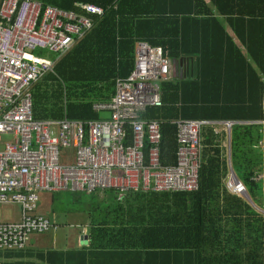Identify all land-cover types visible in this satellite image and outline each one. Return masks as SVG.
I'll return each instance as SVG.
<instances>
[{
  "label": "trees",
  "instance_id": "obj_1",
  "mask_svg": "<svg viewBox=\"0 0 264 264\" xmlns=\"http://www.w3.org/2000/svg\"><path fill=\"white\" fill-rule=\"evenodd\" d=\"M32 1L77 16L81 5L103 10L98 20L90 16L94 28L54 74L33 86L35 120L106 119L92 105L109 101L115 81L129 76L137 42L159 47L177 71L184 67L159 83L161 106L141 115L160 123L161 167L176 164L177 120L249 121L230 134L231 169L249 200L226 189L223 135L206 125L196 191L127 193L120 201L112 191L71 193L88 202L87 246L0 250V264H84L94 254L124 264H264V213L257 210L264 211V0Z\"/></svg>",
  "mask_w": 264,
  "mask_h": 264
},
{
  "label": "built area",
  "instance_id": "obj_2",
  "mask_svg": "<svg viewBox=\"0 0 264 264\" xmlns=\"http://www.w3.org/2000/svg\"><path fill=\"white\" fill-rule=\"evenodd\" d=\"M80 10L83 16L32 0L0 3V205L19 209L17 221L0 223L1 251L21 250L33 236L56 229L38 213L41 195L112 191L120 201L127 193L198 189L201 130L214 122L177 120L176 164L161 167L160 123L141 117L147 108L161 106L159 83L184 73L159 47L137 42L129 76L115 81L109 101L92 105L106 119L33 118V86L54 74L57 61L91 32L90 16L103 15L93 5ZM223 125L229 129L232 123ZM225 186L245 195L232 175Z\"/></svg>",
  "mask_w": 264,
  "mask_h": 264
},
{
  "label": "crops",
  "instance_id": "obj_3",
  "mask_svg": "<svg viewBox=\"0 0 264 264\" xmlns=\"http://www.w3.org/2000/svg\"><path fill=\"white\" fill-rule=\"evenodd\" d=\"M237 43V42H236ZM238 46V45H237ZM241 48V46H238ZM243 51V49H241ZM214 95V94H213ZM212 97L215 98L214 95ZM263 109H264V95H263ZM225 122H231L232 125H249L251 122L249 121H225ZM224 122H214L211 124L213 127V132L215 136L223 135V139L219 142V146L224 150V156L226 158V164L228 168V175L226 177V180L228 179L229 175H232L234 178L237 179L235 174L233 173L231 169V163H230V134H231V126L229 129H227L224 125ZM264 123V121H263ZM255 124H260L259 122L255 121ZM203 129V128H202ZM202 131V130H201ZM258 176L257 178H259ZM225 180V182H226ZM239 181V180H238ZM224 182V184H225ZM240 182V181H239ZM241 183V182H240ZM49 195L50 196V205H51V194H45L41 195L40 202L42 201V198ZM41 204L39 203L38 206V213L42 214L41 210ZM49 208V206H47ZM46 208V209H47ZM52 217L54 221L53 224H56L57 227L55 230H53L51 233V237L47 235L42 236H35L30 239L33 241V248L25 247L23 252H29V251H37V250H44L47 248L50 249H79L83 246H87L88 244V234H89V221H88V214L86 211H73V210H63L61 213H56L54 211L51 212ZM44 215V214H43ZM45 216V215H44ZM19 217V216H18ZM57 219H60L64 223L63 227L61 228L58 223ZM18 220V219H17ZM16 220V221H17ZM64 227H68L69 229L73 230L72 234L68 236H61V232ZM49 234V233H47ZM81 264V263H80ZM84 264H124V262H121L116 259L108 258L105 256H99L97 254H94L92 256H88L87 260L84 262Z\"/></svg>",
  "mask_w": 264,
  "mask_h": 264
},
{
  "label": "rangeland",
  "instance_id": "obj_4",
  "mask_svg": "<svg viewBox=\"0 0 264 264\" xmlns=\"http://www.w3.org/2000/svg\"><path fill=\"white\" fill-rule=\"evenodd\" d=\"M7 139V138H6ZM163 193V192H162ZM52 195V194H51ZM43 196V195H42ZM54 198V201L50 205V196L47 195L42 198V201L40 202L42 214L45 215L51 222L54 221L51 212L54 211L56 213H61L63 210H73V211H79V210H85L86 204L88 203L86 201L85 197L79 196L77 201H73L74 196L71 195L69 192H63V193H58L55 195H52ZM99 198H101V195H98ZM49 206V208H47ZM264 206V204H263ZM47 208V209H46ZM89 209V208H88ZM18 206L17 205H11V204H6V205H0V223H7V222H15L18 219ZM261 213H264V211L260 210L257 208ZM43 215V216H44ZM60 219H57L58 225L62 228L64 223H62ZM71 229L68 227H64L62 232L60 233L61 236L65 237L68 236L69 234H72ZM47 236L51 237V233L49 234H44ZM43 235V236H44ZM26 247L33 248V241L32 239L29 241V243L26 245Z\"/></svg>",
  "mask_w": 264,
  "mask_h": 264
},
{
  "label": "water",
  "instance_id": "obj_5",
  "mask_svg": "<svg viewBox=\"0 0 264 264\" xmlns=\"http://www.w3.org/2000/svg\"><path fill=\"white\" fill-rule=\"evenodd\" d=\"M245 198L247 199V200H249V198H248V196H247V194L245 193Z\"/></svg>",
  "mask_w": 264,
  "mask_h": 264
},
{
  "label": "clouds",
  "instance_id": "obj_6",
  "mask_svg": "<svg viewBox=\"0 0 264 264\" xmlns=\"http://www.w3.org/2000/svg\"><path fill=\"white\" fill-rule=\"evenodd\" d=\"M245 196V195H244ZM46 217V216H45Z\"/></svg>",
  "mask_w": 264,
  "mask_h": 264
}]
</instances>
